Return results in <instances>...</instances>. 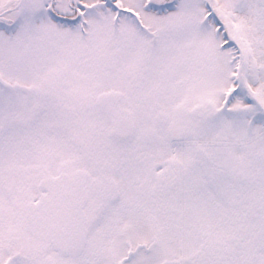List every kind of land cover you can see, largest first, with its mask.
Wrapping results in <instances>:
<instances>
[{"label":"snow or ice","instance_id":"snow-or-ice-1","mask_svg":"<svg viewBox=\"0 0 264 264\" xmlns=\"http://www.w3.org/2000/svg\"><path fill=\"white\" fill-rule=\"evenodd\" d=\"M0 264H264V0H0Z\"/></svg>","mask_w":264,"mask_h":264}]
</instances>
